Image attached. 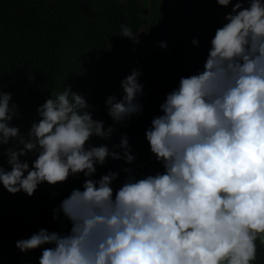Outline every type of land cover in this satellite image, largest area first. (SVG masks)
Segmentation results:
<instances>
[{
    "label": "clouds",
    "instance_id": "clouds-1",
    "mask_svg": "<svg viewBox=\"0 0 264 264\" xmlns=\"http://www.w3.org/2000/svg\"><path fill=\"white\" fill-rule=\"evenodd\" d=\"M228 6L230 0H215ZM246 4V6H245ZM209 41L202 67L181 76L144 131L162 170L138 174L122 167L94 177L106 158L131 164L129 139L110 141L113 124L143 111V85L133 68L119 97L104 105L113 124L92 118L86 99L64 85L51 90L26 132L11 93L0 91V145L6 164L0 185L31 196L42 182L69 175L82 184L52 209L70 224L40 228L14 242L21 252L41 248L38 264H253L264 246V0H236ZM131 27L120 35L138 43ZM191 43L197 45L193 38ZM161 48L164 41L158 42ZM34 153L31 167L28 159ZM259 242V243H258ZM47 245V247H41Z\"/></svg>",
    "mask_w": 264,
    "mask_h": 264
},
{
    "label": "trees",
    "instance_id": "trees-1",
    "mask_svg": "<svg viewBox=\"0 0 264 264\" xmlns=\"http://www.w3.org/2000/svg\"><path fill=\"white\" fill-rule=\"evenodd\" d=\"M183 3L170 0L164 21L161 0H152L149 17L142 22L148 0H0V91L11 93L10 103L16 105L17 112L10 124L26 132L39 118L37 107L51 90L60 91L64 84L81 94L91 106L92 118L102 120L107 127L113 122L104 99L108 95L119 97L120 80L135 68L143 85V95L138 97L143 111L122 125L113 124L110 141L95 136L89 140L93 145H110L118 142L120 134H126L135 160L126 164L106 158L96 167L94 177L117 171L113 186L118 187L125 175L119 171L122 167L133 168L140 175L162 170L149 152L144 131L179 78L202 67L200 63L190 69L193 60L200 61L199 46L210 41L228 9L215 0H194L184 11ZM122 23L138 32V43L120 35ZM193 38L197 45L191 43ZM160 41L166 47H159ZM161 80L167 90L152 94V84ZM8 146L11 141L0 145V166L5 168L9 166L3 149ZM34 155L21 159H28L31 167ZM83 179L82 175H69L52 185L42 182L31 196L23 191L9 193L0 185V264H38L40 247L21 252L14 242L42 227L66 233L69 222L59 213L60 218L54 220L52 209L72 188L80 187ZM258 249L253 264H264V246L258 245Z\"/></svg>",
    "mask_w": 264,
    "mask_h": 264
},
{
    "label": "rangeland",
    "instance_id": "rangeland-1",
    "mask_svg": "<svg viewBox=\"0 0 264 264\" xmlns=\"http://www.w3.org/2000/svg\"><path fill=\"white\" fill-rule=\"evenodd\" d=\"M169 1L170 0H161V3H162V6H163V20L165 21L166 20V17H167V14H168V9H169ZM194 0H184V3H183V10L186 11L187 7L189 4L193 3ZM236 0H230V4L228 5V9L226 10V12H224L221 16V20H220V26L225 23L223 17H224V14L229 12L231 10V3H235ZM152 3V0H148V8L146 10H143L142 11V15H141V19H142V22H146L148 17H149V14H150V5ZM246 6V4H245ZM219 26V27H220ZM143 32H141L140 35H142ZM209 42L208 43H202L201 46H199V56H200V61L199 62H196V61H192L191 65H190V69L191 70H194L196 68V66H199L200 63H203L204 61V58L207 54V49L209 48ZM123 60V59H122ZM172 76V75H171ZM167 90V84L161 80V81H155L151 88L149 89V91L152 93V94H158V93H162V92H165Z\"/></svg>",
    "mask_w": 264,
    "mask_h": 264
},
{
    "label": "flooded vegetation",
    "instance_id": "flooded-vegetation-1",
    "mask_svg": "<svg viewBox=\"0 0 264 264\" xmlns=\"http://www.w3.org/2000/svg\"><path fill=\"white\" fill-rule=\"evenodd\" d=\"M258 251L260 252V249H258Z\"/></svg>",
    "mask_w": 264,
    "mask_h": 264
}]
</instances>
